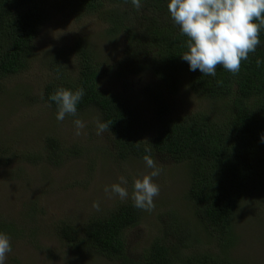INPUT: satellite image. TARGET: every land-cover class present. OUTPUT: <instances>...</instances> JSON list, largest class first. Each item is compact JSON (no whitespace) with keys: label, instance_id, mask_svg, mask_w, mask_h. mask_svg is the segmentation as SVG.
Masks as SVG:
<instances>
[{"label":"trees","instance_id":"obj_1","mask_svg":"<svg viewBox=\"0 0 264 264\" xmlns=\"http://www.w3.org/2000/svg\"><path fill=\"white\" fill-rule=\"evenodd\" d=\"M141 4L137 9L131 0H0V80L27 70L34 40L51 13L68 12L76 19L97 16L105 23L108 36H122L121 58L107 70L102 69L90 47L76 40L72 45L74 69L57 60L50 63L52 76L43 88V102L50 106L48 97L57 89L82 87L85 95L77 105V114L93 110L99 121L110 124L106 131L111 136L110 154L118 163L142 161L147 148L154 160L161 157L185 164V198L192 219L205 236V244L211 247L212 241L214 248L201 251L203 242L188 220L166 210L155 218V237L131 262L124 232L141 220V209L132 201L116 203L79 227L71 221L56 225L58 240L77 258L91 254L123 264H242L230 256L237 238L235 221L247 207L246 199L264 193V28L256 52L241 62L238 73L218 65L213 77L199 70L189 71L187 62L180 58L187 38L172 22L167 0H141ZM257 59L262 61L259 67ZM107 73L122 80L124 90L127 79H140L143 74L164 87L151 91L154 135L146 136L148 128L142 126L123 94L101 89L100 82ZM181 80L190 93L214 106L174 115L168 95L177 92ZM50 107L57 111L54 103ZM87 151V146L79 144L63 148L57 138L49 136L42 153H6L1 149L0 160L6 163L20 158L60 165ZM92 167L88 164L87 169ZM8 229L9 225L0 222V232L8 233Z\"/></svg>","mask_w":264,"mask_h":264},{"label":"rangeland","instance_id":"obj_2","mask_svg":"<svg viewBox=\"0 0 264 264\" xmlns=\"http://www.w3.org/2000/svg\"><path fill=\"white\" fill-rule=\"evenodd\" d=\"M79 39L90 47L102 69L107 70L123 54L122 36H108L105 23L97 16L76 19L68 12H53L34 40V54L27 70L0 80V150L42 153L44 140L49 136L57 138L63 148L77 144L88 148L84 155L67 158L60 165L44 160L36 163L20 158L6 163L0 160V222L9 225L6 234L12 246L5 264H123L91 254L77 258L63 247L56 234V225L62 222L71 221L79 227L116 203L132 201L133 180L151 171L143 160L129 159L120 164L111 156V136L106 131L97 134L99 118L95 111L86 110L77 117L66 116L64 121H57L56 111L43 102V88L52 76L50 63L57 60L74 69L72 45ZM125 85L126 90L122 80L112 73H107L100 82L101 89L114 95L123 94L142 126L148 128L146 136L154 135L151 91H162L164 87L146 74L140 79H127ZM163 93L169 96L174 115L214 106L190 93L182 80L174 95L167 96L165 89ZM76 118L85 124L80 135L75 134L73 120ZM155 161L162 169L154 178L159 195L154 198L155 207L151 211L141 210L140 222L125 230L127 258L131 262L138 259L157 234L155 218L166 210L176 211L188 220L187 224L203 242L201 251L213 249L212 241L211 247L205 244L206 238L192 219L191 207L185 198L188 183L185 164L161 157ZM88 164L94 169L88 170ZM121 175L128 179L129 199L125 201L105 192L107 186L119 182ZM94 203L99 204V209ZM247 203L235 221L237 238L230 256L242 264H264V193L261 197L246 199L244 204Z\"/></svg>","mask_w":264,"mask_h":264},{"label":"clouds","instance_id":"obj_3","mask_svg":"<svg viewBox=\"0 0 264 264\" xmlns=\"http://www.w3.org/2000/svg\"><path fill=\"white\" fill-rule=\"evenodd\" d=\"M132 5L140 9L141 0H131ZM167 10L172 22L179 27L180 33L187 38L186 51L180 58L187 62L188 70L215 76L218 65L230 73L236 74L241 69V62L247 61L249 53L256 52L261 41V28H264V0H167ZM262 61L256 60L259 67ZM85 95L80 87L76 90L57 89L48 97L49 104L56 105L57 121H64L66 116L77 117V105ZM75 134L85 124L79 118L73 120ZM109 123L97 120V134L109 131ZM264 142V136H261ZM143 161L150 172L132 182L130 199L135 208L151 211L154 198L159 195V185L154 178L161 173L152 158L149 149ZM118 183L105 188V192L115 194L121 201L129 199L128 179L121 175ZM99 209V204L93 205ZM12 251L10 238L0 232V264H5L6 254Z\"/></svg>","mask_w":264,"mask_h":264}]
</instances>
